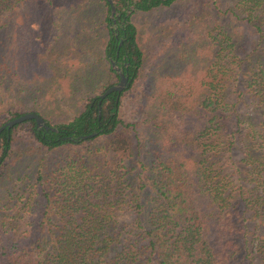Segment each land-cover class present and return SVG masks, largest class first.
Returning <instances> with one entry per match:
<instances>
[{"label": "trees", "instance_id": "trees-1", "mask_svg": "<svg viewBox=\"0 0 264 264\" xmlns=\"http://www.w3.org/2000/svg\"><path fill=\"white\" fill-rule=\"evenodd\" d=\"M177 1L113 0L114 25L108 0H0V83L27 93L83 89L67 121L55 122L44 110L50 104L39 108L33 96L37 105L0 112V125L30 109L57 128L38 129L31 118L0 132L8 194L0 264H264V0H239L233 9L251 29L249 43L200 0L178 59L156 70L140 118L124 122L119 113L145 62L135 19ZM25 4L54 11L57 33L44 31V47L22 44L15 52L4 31ZM35 32L20 30L16 40ZM246 47L242 85L259 120L238 113L223 81L237 73ZM68 49L76 66L63 58ZM111 59L129 84L99 104V93L119 80ZM26 69L30 80L19 81ZM142 141L154 151L153 177L136 182L129 160ZM126 211L130 219L120 217Z\"/></svg>", "mask_w": 264, "mask_h": 264}, {"label": "rangeland", "instance_id": "rangeland-1", "mask_svg": "<svg viewBox=\"0 0 264 264\" xmlns=\"http://www.w3.org/2000/svg\"><path fill=\"white\" fill-rule=\"evenodd\" d=\"M202 1H204L210 11H212V14L218 22L228 26L231 31L242 35L245 38L243 41L249 43L247 39L251 36L250 27L246 21L235 17L233 13V9L237 8L236 4L239 0ZM200 4V0H178L171 6L155 8L150 13L141 14L135 19L140 32V41L145 50V62L133 86L121 97L122 102L119 113L124 122L137 121L140 118L139 109L142 107L141 105L145 92L150 90L155 83L156 70L168 69L172 63L178 59L177 51L179 49L182 50L183 42L188 39L192 16ZM39 6L40 4H36V10H30L28 4H25V6H22V11L17 12L14 18L10 16L9 24L4 31V35L9 36L11 42L13 41L15 52H17V49L21 47L20 45L22 44L44 47L46 40H48L44 37V31L48 32V30L52 29L56 32V26L52 24V20L55 18L54 11ZM27 21L30 22L28 27L25 25ZM36 27L38 29L42 28V30L37 32ZM68 28H72L71 25L69 26L68 22L63 24V31L69 32ZM27 29H30V31L35 30V34L38 33L40 36H34V34L30 40L24 37H19L22 38L23 41L19 39L16 40L19 31L21 30L24 36V31H27ZM42 35L44 37L43 39L41 38ZM70 36V34L62 36L65 38L67 48L71 46L70 44L73 41ZM70 50L71 49H68L67 55L63 58H67L70 65L73 64L72 66H76L77 64L75 63H77V59L71 56L73 53ZM240 51L242 52H240V56L237 58V65L240 64V66H237V73L233 74V72H231V75L225 74L223 81L229 91L230 101L236 102L238 113L245 118L251 119V116H253L254 119L259 120L260 115L252 114L253 111H256L255 109L257 106L253 102V98L246 93L242 85L244 84L243 81L245 78V55L249 51V48L246 47L245 49H240ZM199 68L198 73L204 74L205 70L203 69L205 68L202 65H199ZM20 75L22 76L19 77V81L27 82L30 80L29 69L23 72L20 71ZM242 88L243 92L239 93ZM82 90L83 89L77 90L73 94H68L67 92L64 94L62 93L61 87H54L52 89L47 85L43 91L27 93L26 91L17 92V89L13 88L12 84L7 86V84L0 83V112L6 114L8 108L25 107L26 104L31 105L33 103L31 96H33L32 98H35L39 105L36 103L33 104L37 105L39 108H43L46 104H50L48 109L44 110L55 122L67 121L71 118L75 110L76 102L79 100L78 92ZM85 92H87L86 89ZM35 95L37 96L35 97ZM29 105L28 108L30 107ZM24 110L28 111L30 109ZM134 151L136 154L129 160V163L133 165V176L138 177L136 182L146 175L148 179H150V176L153 177L150 160L154 154L153 149L149 143H144V141H142L141 146L135 148ZM237 152L236 155H239V148H237ZM142 161L148 166V169L143 166ZM148 181V183H150V180ZM6 182L9 183L10 181L8 180ZM5 185L7 184L4 182L2 184L0 182V212L2 210L3 201L8 200V194L3 188ZM146 198V203L151 204L150 195L146 196ZM130 212H123L120 214V217L130 219Z\"/></svg>", "mask_w": 264, "mask_h": 264}, {"label": "water", "instance_id": "water-1", "mask_svg": "<svg viewBox=\"0 0 264 264\" xmlns=\"http://www.w3.org/2000/svg\"><path fill=\"white\" fill-rule=\"evenodd\" d=\"M109 4H110V17L112 18L113 24H116L117 19H119V15L116 13V8L115 5L113 3V0H108ZM120 43H122V40L120 41ZM111 64L112 67L119 73V80L108 86L104 91H102L101 93H99V104L101 103V100L108 95L110 92L112 91H122L123 89L126 88V86L129 84V78H128V74L125 73L123 71V69L117 65L116 61L114 59H111ZM35 119V123L38 129H45V130H57L56 127L51 126L47 123L46 119L38 112L35 111H26L16 117H13L7 121H5L4 123H2L0 125V132L4 129V128H10L12 125L21 122L25 119ZM97 133V131H92L90 133L87 134H80L77 136V139H83V138H87V137H92Z\"/></svg>", "mask_w": 264, "mask_h": 264}]
</instances>
